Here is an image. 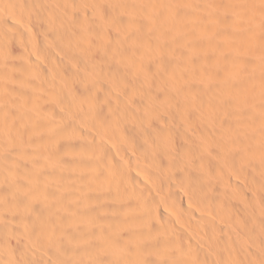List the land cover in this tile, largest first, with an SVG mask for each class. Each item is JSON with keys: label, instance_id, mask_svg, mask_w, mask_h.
<instances>
[{"label": "bare ground", "instance_id": "bare-ground-1", "mask_svg": "<svg viewBox=\"0 0 264 264\" xmlns=\"http://www.w3.org/2000/svg\"><path fill=\"white\" fill-rule=\"evenodd\" d=\"M0 264H264V0H0Z\"/></svg>", "mask_w": 264, "mask_h": 264}]
</instances>
